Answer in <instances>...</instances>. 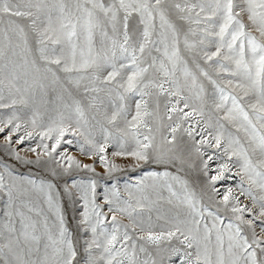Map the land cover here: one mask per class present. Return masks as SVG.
Segmentation results:
<instances>
[{
    "label": "snow or ice",
    "instance_id": "obj_1",
    "mask_svg": "<svg viewBox=\"0 0 264 264\" xmlns=\"http://www.w3.org/2000/svg\"><path fill=\"white\" fill-rule=\"evenodd\" d=\"M0 264H264V0H0Z\"/></svg>",
    "mask_w": 264,
    "mask_h": 264
}]
</instances>
